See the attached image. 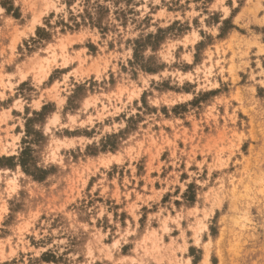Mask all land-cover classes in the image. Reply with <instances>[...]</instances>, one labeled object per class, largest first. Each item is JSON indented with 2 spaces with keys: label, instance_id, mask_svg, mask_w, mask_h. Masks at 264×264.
<instances>
[{
  "label": "rangeland",
  "instance_id": "rangeland-1",
  "mask_svg": "<svg viewBox=\"0 0 264 264\" xmlns=\"http://www.w3.org/2000/svg\"><path fill=\"white\" fill-rule=\"evenodd\" d=\"M205 255L264 264V0H0V264Z\"/></svg>",
  "mask_w": 264,
  "mask_h": 264
},
{
  "label": "bare ground",
  "instance_id": "bare-ground-1",
  "mask_svg": "<svg viewBox=\"0 0 264 264\" xmlns=\"http://www.w3.org/2000/svg\"><path fill=\"white\" fill-rule=\"evenodd\" d=\"M201 264H209L207 255H205L204 260L201 262Z\"/></svg>",
  "mask_w": 264,
  "mask_h": 264
},
{
  "label": "trees",
  "instance_id": "trees-1",
  "mask_svg": "<svg viewBox=\"0 0 264 264\" xmlns=\"http://www.w3.org/2000/svg\"><path fill=\"white\" fill-rule=\"evenodd\" d=\"M21 167H22V165H21Z\"/></svg>",
  "mask_w": 264,
  "mask_h": 264
}]
</instances>
